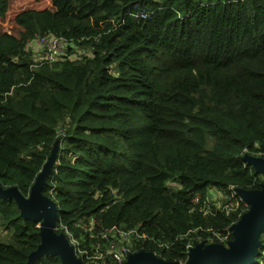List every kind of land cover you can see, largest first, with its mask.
<instances>
[{
  "label": "trees",
  "instance_id": "1",
  "mask_svg": "<svg viewBox=\"0 0 264 264\" xmlns=\"http://www.w3.org/2000/svg\"><path fill=\"white\" fill-rule=\"evenodd\" d=\"M10 4L0 0V19ZM13 22L0 30L3 187L28 196L58 140L42 191L80 247L137 227V250L185 263L189 244L234 238L249 207L236 188L264 180L244 158L264 157V0H51ZM38 35L62 37L65 54L43 46L35 60ZM209 188L238 204L211 201ZM38 224L0 196V264L28 261ZM260 241L251 264H264V231Z\"/></svg>",
  "mask_w": 264,
  "mask_h": 264
},
{
  "label": "water",
  "instance_id": "2",
  "mask_svg": "<svg viewBox=\"0 0 264 264\" xmlns=\"http://www.w3.org/2000/svg\"><path fill=\"white\" fill-rule=\"evenodd\" d=\"M57 151L58 140L28 196H25L16 185L3 187L1 183L0 196L14 198L25 218L39 221L42 241L30 253L28 261L24 264H32L35 258L48 253L58 254L62 264H93L86 263L77 256L75 246L67 234L64 231L58 232L57 204L53 198L42 191L47 182L46 178L57 159ZM246 158L256 171L264 173V157L247 153ZM237 191L250 204V207L237 222L232 224L234 238L227 244L198 242L195 247L189 248L185 263L178 260H166L153 251L142 249L131 253L126 264H251L259 252L260 235L264 231V180L261 183V189L238 187Z\"/></svg>",
  "mask_w": 264,
  "mask_h": 264
},
{
  "label": "built area",
  "instance_id": "3",
  "mask_svg": "<svg viewBox=\"0 0 264 264\" xmlns=\"http://www.w3.org/2000/svg\"><path fill=\"white\" fill-rule=\"evenodd\" d=\"M33 42L42 44L45 47L48 57L50 58H58L66 52L64 47L65 41L60 36L52 37L47 35H38L37 37L29 40L28 44ZM235 193H238L237 188ZM230 198H233L234 203L238 204L234 193ZM241 199L244 201L242 197ZM194 201L199 203V195L194 198ZM145 236L146 234H141L137 227L124 228L122 226L114 225L100 231L96 242L91 244V248L80 247L79 244H77L79 242L75 238H68L75 246L76 255L81 257L86 263L107 264L108 262H113L117 264H126L129 255L138 251L134 247V244H136L134 239L143 238Z\"/></svg>",
  "mask_w": 264,
  "mask_h": 264
},
{
  "label": "rangeland",
  "instance_id": "4",
  "mask_svg": "<svg viewBox=\"0 0 264 264\" xmlns=\"http://www.w3.org/2000/svg\"><path fill=\"white\" fill-rule=\"evenodd\" d=\"M51 6V0H11V4H10V8H9V12L7 14V16H5L4 18L0 19V30H4L6 27L9 29L14 28L15 29V24L13 22V17L15 15V13H17L20 10L23 9H28V8H44V7H50ZM28 48L33 51L34 55L33 57H36L37 59L35 60H41V58H39V56L43 55V45L39 44L37 42L31 43L27 45ZM65 47V44H64ZM66 47H65V51H66ZM78 51H82V49L80 48ZM73 56V54L71 55ZM247 153L244 154V158H246ZM250 156V155H249ZM258 156V155H257ZM56 161V160H55ZM54 161V164H55ZM53 164V165H54ZM172 186L174 188H179L180 184H179V180H175L172 183ZM208 196L210 198L211 201H217L218 204H226V202L228 201V196L225 195L224 192H222L219 189H213V188H209L208 190ZM227 205L232 207L234 205L233 201H229L227 202ZM250 207V204H249ZM248 207V208H249ZM59 229V227H58ZM0 232L3 233V230H1L0 228ZM65 232V231H64ZM66 233V232H65ZM68 237V236H67ZM226 239V238H223ZM205 242V243H213L215 241H205V240H200L199 242ZM198 243V242H197ZM92 243H90L91 245ZM190 247H195V244H189V248Z\"/></svg>",
  "mask_w": 264,
  "mask_h": 264
}]
</instances>
